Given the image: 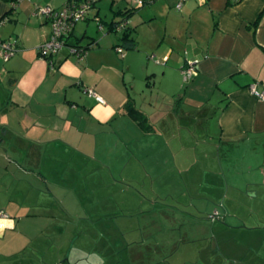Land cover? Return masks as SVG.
<instances>
[{"label":"crops","instance_id":"0c3cea01","mask_svg":"<svg viewBox=\"0 0 264 264\" xmlns=\"http://www.w3.org/2000/svg\"><path fill=\"white\" fill-rule=\"evenodd\" d=\"M70 1L82 0H22L12 11L0 0V38L15 46L0 63V211L11 217L0 222V264H126V255L132 264H159L158 252L188 261L175 233L184 220L209 215L219 236L244 229L230 224L239 203H228L229 193L207 196L199 181L187 192L174 167L201 150L202 176L221 192L231 185L238 199L246 191L264 210V100L250 88L264 90V0H185L181 8L180 0H149L128 16L133 48L112 30L130 0L111 1L105 16L95 2L104 29L88 30L87 18L68 38L92 46L81 57L65 46L50 61L40 46L51 23L35 12ZM189 63L197 73L186 81ZM131 101L143 123L129 115ZM250 225L260 236L246 249L264 264V222ZM189 235L182 239L191 246Z\"/></svg>","mask_w":264,"mask_h":264},{"label":"rangeland","instance_id":"374dc122","mask_svg":"<svg viewBox=\"0 0 264 264\" xmlns=\"http://www.w3.org/2000/svg\"><path fill=\"white\" fill-rule=\"evenodd\" d=\"M42 1H44V0H42ZM111 1H113V0H95L94 3L96 2L97 8H100L101 14L103 16H105L107 12H108V14L113 12L111 5H110ZM114 1H115L114 6L116 7L118 5L119 1H125V3H126V1H129V0H114ZM129 4L133 5L131 2ZM97 8L94 7L92 9H89V11L87 13V18H89V24L88 25H86L87 24V22L85 21L86 19L80 21V23H84L86 25V27L88 28V30L98 33L99 31H102V30L99 29L98 20L95 19L96 18L95 12H96ZM4 27L5 26L2 25L0 29H2ZM125 52H127V50ZM3 61L4 60L1 59L0 63L2 64ZM193 149H195V148L191 147V155H193V152H194ZM199 150H200V148H199ZM212 151H213V148L208 147V152L212 153ZM198 152H199V154H198ZM198 152L193 155V158H195V160L189 159L188 164L181 165L182 167H176L175 166L174 169L176 168V170L174 171V175H178V172H177L178 169L177 168L181 169L180 172L183 171L182 172L183 178L186 182L185 187H188V189H185V190L187 192H190V193L194 192V190L196 189L195 186L198 183V181L200 184H202V186H200V189H199L200 192L205 193L207 196L208 195L212 196L214 194H219V193L222 194L223 192H225V194L229 193V195H231L232 198L228 197L227 202L231 203V202H233L232 199H234V202L239 203L238 205L235 206V208L239 212V218L233 219L232 221L230 220L231 221L230 224H232L233 226H237L239 224H241V225L244 224L243 225L244 229H242V228L241 229H233V230L228 229L226 231H222V233L219 236V235H213L212 231H210V229H209V227H211V224H212V222H211L212 219L209 217V215L208 216L205 215L206 219H203L199 223H196V224L194 222H192L191 220H189L188 222L186 220H184L183 222H181L182 224H180V226L178 225L179 227L176 226V227H178V229L175 231V233L179 236V241H180L181 246L185 247V248H182V253L185 255L192 253L193 258H189L188 261H184L183 259L171 258L169 256V259L166 261L167 256L162 255V252H158V255L156 254L157 258L162 259L164 261V262L159 261V262H161L159 264H165V262L167 264H255L257 260H258V262H262V259H260V257H257V259H256L254 253H252V251H247V249H246V248H249L247 243H250L251 240L257 239V237H259L260 235H257L258 233H252L251 231L250 232L246 231L245 228H249L251 226L250 224H252L254 222H264V210L263 211L259 210L256 207L254 199H250L249 194H247V196H246V191H244L242 194V196L244 198L238 199L234 195V192H237V191L234 190L231 185L223 182V188H222V192H221L219 189V184H217L219 182L216 181V183H215L214 177L208 176V175L202 176V174H200V172H199L200 165L195 166L196 162H197L196 161L197 155H200L201 150ZM200 160L203 161V159H200ZM243 170H244V166L241 167V171H243ZM142 184H143V182H140V181H138L137 183H134L135 187H137L139 189H140V186ZM220 186H221V183H220ZM187 194H189V193H187ZM180 202L186 204L188 202L186 199V196L183 197L182 200H180ZM220 202H223V201H220ZM200 203L195 202V204H199V205H200ZM207 203H212V208H214L216 206L219 209V211H221V213L223 212V209L221 208L220 203H218L217 201L213 202L211 200V202H207ZM207 203H204V200H203V204H207ZM252 205L254 206L253 209L251 208ZM211 214L213 215L214 212H211ZM200 216H204V214H202ZM218 222H220V221L217 220V223ZM205 224H206V226H205ZM116 232L117 231H115V233ZM186 233L190 234L189 235L190 239H193V238L195 239V241L192 242L193 245H191V246H188L186 244V242L184 241V239H182L186 236ZM159 234L161 237H164V234H162V233H159ZM258 240H259V238H258ZM114 242H115V239H113V243ZM96 243H98V244H96ZM96 243H95V245H101L102 244L101 241H97ZM124 243H125V241H124ZM133 247H132V249H133ZM170 247L171 246L167 245L166 247H164L162 249L164 254L165 253L166 254L171 253L169 251ZM193 247H197V250H192ZM144 248L145 247L143 246L142 250H144ZM198 248H199V250H198ZM259 249H263V253H264V247L263 246H259ZM129 251H130V249H127L125 253H129ZM125 259H127L126 264H132V262H130L128 260L129 256L126 255ZM172 259H175V260L172 261ZM246 259H247V261L245 262L244 260H246Z\"/></svg>","mask_w":264,"mask_h":264},{"label":"built area","instance_id":"2783aa9c","mask_svg":"<svg viewBox=\"0 0 264 264\" xmlns=\"http://www.w3.org/2000/svg\"><path fill=\"white\" fill-rule=\"evenodd\" d=\"M21 1V0H20ZM184 0H181L177 5L181 8ZM202 3L208 0H200ZM130 2L136 7H143L146 0H130ZM93 5V0H82V1H70L61 8H53L49 5L39 6L35 12L37 15L45 16L51 23V36L50 38L40 46V51L44 55H54L65 46L70 47L72 54L77 57H81L83 54L82 47L77 45H71L67 43L69 36L75 30V26L78 22L87 19V13ZM5 21H0V26ZM99 29H103V24L98 22ZM122 26V25H121ZM15 51V46L10 41H6L0 38V58L7 61ZM118 51L123 56L122 48H118ZM197 73V68L194 63H189L183 69V75L186 81L192 79ZM251 91L261 100H264V90H258L255 84L250 86ZM88 94L93 96L97 101L103 102V98L98 95L93 89H88ZM218 212L212 215V218H219ZM10 215L5 211H0V222L11 220Z\"/></svg>","mask_w":264,"mask_h":264},{"label":"trees","instance_id":"16d2710c","mask_svg":"<svg viewBox=\"0 0 264 264\" xmlns=\"http://www.w3.org/2000/svg\"><path fill=\"white\" fill-rule=\"evenodd\" d=\"M3 1L11 4V11L12 10H15L17 8V6H18V3L20 2V0H3ZM233 1L236 3V2H239L241 0H233ZM148 2H149V0H146V3H148ZM94 5L95 4H94V1H93V5H92L91 8H93ZM139 8H141V7H136L135 5H131V8H127L124 11H119L118 14H120L123 17L122 20H120L119 22H116V21L113 22L112 30H114V31L122 30L123 31L122 40L125 41V42H127L125 44L126 45V48H133V47H135V41H134L133 37L131 36L130 28L127 26V19H128V16H130L131 12H133V10H137ZM6 16L7 15L1 17L0 18V21H3V20L6 21L7 20V17ZM96 19L98 20V22H100V23L103 24V21H102L101 17L96 16ZM103 27H104V24H103ZM73 32H72V34H73ZM67 43L73 45V43H70L68 41H67ZM93 43H94L93 41L90 42V44L88 46H86V47L85 46H80V45H77V46L82 47L83 52H87V48H89L90 46H92ZM74 45H76V44H74ZM118 48H122V50L124 52L123 47H121V46L116 47V49H118ZM45 57L48 60L51 61V55H45ZM126 109H127L128 113H129V115L134 120H136L138 123L139 122L140 123H143L144 122L145 117H144L143 113L135 106L134 102H132V101L131 102H128L126 104Z\"/></svg>","mask_w":264,"mask_h":264}]
</instances>
